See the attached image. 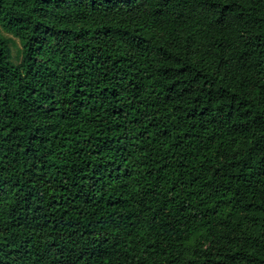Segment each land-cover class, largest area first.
I'll return each instance as SVG.
<instances>
[{
  "label": "trees",
  "instance_id": "obj_1",
  "mask_svg": "<svg viewBox=\"0 0 264 264\" xmlns=\"http://www.w3.org/2000/svg\"><path fill=\"white\" fill-rule=\"evenodd\" d=\"M0 264H264V0H0Z\"/></svg>",
  "mask_w": 264,
  "mask_h": 264
}]
</instances>
